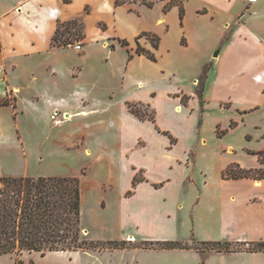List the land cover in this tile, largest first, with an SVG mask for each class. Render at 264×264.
Wrapping results in <instances>:
<instances>
[{"label": "crops", "instance_id": "obj_1", "mask_svg": "<svg viewBox=\"0 0 264 264\" xmlns=\"http://www.w3.org/2000/svg\"><path fill=\"white\" fill-rule=\"evenodd\" d=\"M117 1L0 0V129L7 127L2 113L12 112L26 135L19 119L29 113L53 118L49 131L62 138L51 145L86 144L85 155L101 164L99 223L87 224L96 240L182 239L178 209L193 189L198 203L216 197L221 241L264 240V178L224 176L233 164L264 167L248 157L261 150L223 139L233 133L230 123L264 114V0H183V18L177 4L165 10L168 0ZM69 21L84 25L81 50L52 43L59 24ZM118 48L126 53L118 95L109 92L100 109L81 107L77 100L97 101L85 84L76 93L75 77L92 57L95 72H102ZM198 66L191 85L172 80ZM130 103L150 107L154 120L138 117ZM215 107L224 114L218 134L204 127ZM96 123L103 135L97 154L88 132Z\"/></svg>", "mask_w": 264, "mask_h": 264}, {"label": "rangeland", "instance_id": "obj_2", "mask_svg": "<svg viewBox=\"0 0 264 264\" xmlns=\"http://www.w3.org/2000/svg\"><path fill=\"white\" fill-rule=\"evenodd\" d=\"M122 1L147 4L155 0ZM168 1H174L177 4L183 2V0ZM78 24L80 25L79 34L74 33L70 35L65 32L63 38L67 37L70 42H84L86 37L84 25L79 22ZM227 24L225 22V26ZM125 55L124 48H118L116 53L108 55L109 59L106 62V67L102 68L103 71L100 73H96L94 70V57L90 59V67L86 63L87 66L84 68L83 76L81 78L75 77L74 87L76 93H78L81 92L80 83L85 84L90 89L91 100L97 101V103L88 105L81 100H77L76 102L81 107L87 108L91 106L100 109L104 106L102 101L108 100L109 92L113 91L115 96L118 95L122 82L123 66L126 62ZM75 57L76 59L80 58L76 55ZM200 66L192 68L193 70L190 71L191 74L189 75H186L185 71H178L176 73L177 75L172 77V80L180 82L182 78V83L191 85L192 79L190 76L198 74L199 69L202 70L204 63L202 68ZM71 79L73 80L72 77ZM146 109L150 113L153 112L150 107ZM75 110V106L71 104L70 111L75 112ZM223 115L218 107L207 111L204 127L218 134V132H221L219 117L221 119ZM43 118L38 120L35 116H30L29 113L23 115L19 120L25 127L24 131L27 134L21 135L17 128V116L12 114V112L10 114L2 113L1 120L7 127L5 130L0 129V176L27 175L37 177L72 172L76 174L75 176L81 177L84 218L83 234L89 239L100 241V246L103 248L78 251H48L44 255L37 251H23L20 254L10 253L0 257V264H264V251H249V243L245 245L234 243L236 247L238 245L242 247L234 251H219L202 246L203 242L221 241L224 231L222 224L219 223V209L214 204L216 197L211 193L198 203L199 195H197L194 189L184 201V206L178 209L177 228L179 235L183 236L182 239L149 240L143 242H133L130 239L125 241L115 240L112 242L106 239L96 240L92 238L87 224H91L92 222L99 223L101 209L98 210V208L102 191L99 187L98 180L101 174V164L99 162L91 163L92 159L90 160L84 152V146L86 144L72 149L63 148L60 145H55L56 147L51 145L53 139H61L62 137H59L58 134H51V131H49L53 124V118L48 117L47 121L46 118ZM74 121L78 122L79 120L75 118L70 123ZM94 121L97 122V120ZM230 124L228 129L233 130V133L225 132L226 134L223 138L225 142H234L237 146L240 145L242 149L245 148L243 143L250 150L264 149L263 113L253 112L247 116L245 121ZM37 125H41L40 127L43 133L37 130ZM94 126L88 132H90L92 140H94L90 144H96L93 147L95 154H97L102 145L101 136L103 135L99 136V123L94 124ZM224 129L226 130V128ZM254 133L255 135H253ZM250 136L252 137L250 138ZM248 153L249 159H259L258 155H252L249 151ZM87 165H90L88 171L86 169ZM79 172L80 174L86 172V174L80 175ZM92 210L93 213L97 214L94 217L90 216ZM91 218L95 221H92ZM96 235L101 236L102 234L98 232ZM165 241L185 242L190 248L168 249L155 247L158 245L157 242ZM199 245L200 247H195ZM135 248H139V250Z\"/></svg>", "mask_w": 264, "mask_h": 264}, {"label": "trees", "instance_id": "obj_3", "mask_svg": "<svg viewBox=\"0 0 264 264\" xmlns=\"http://www.w3.org/2000/svg\"><path fill=\"white\" fill-rule=\"evenodd\" d=\"M155 1L147 4L152 5ZM174 4L177 3L169 1L165 10H169ZM177 5L181 6L180 16L183 18L182 3ZM65 32L70 35L79 34L80 25L77 21L59 24L52 43L57 46L73 43L67 37L63 38ZM137 51L144 53L141 47ZM129 106L138 117L154 120V111L148 112L147 106L131 103ZM257 154L264 163V150ZM224 176L262 179L264 167L244 169L233 164L225 169ZM83 223L82 187L78 176H0V257L10 253L20 254L23 251H37L44 255L48 251L102 249L100 241L84 236ZM157 244V248H190L180 241ZM249 245L250 251H264V240L252 241ZM202 246L219 251L242 248L229 241L203 242Z\"/></svg>", "mask_w": 264, "mask_h": 264}, {"label": "built area", "instance_id": "obj_4", "mask_svg": "<svg viewBox=\"0 0 264 264\" xmlns=\"http://www.w3.org/2000/svg\"><path fill=\"white\" fill-rule=\"evenodd\" d=\"M56 12H57L56 10H52L51 11V13L53 15H55ZM70 45L73 46V47H75L77 50H81L82 49V42H80V41H75V42L71 43Z\"/></svg>", "mask_w": 264, "mask_h": 264}]
</instances>
